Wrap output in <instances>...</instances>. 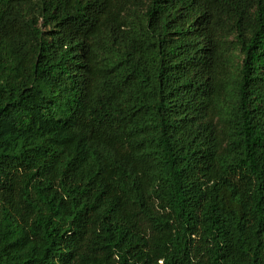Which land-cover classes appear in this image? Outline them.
<instances>
[{"label":"trees","instance_id":"trees-1","mask_svg":"<svg viewBox=\"0 0 264 264\" xmlns=\"http://www.w3.org/2000/svg\"><path fill=\"white\" fill-rule=\"evenodd\" d=\"M0 264H264V0H0Z\"/></svg>","mask_w":264,"mask_h":264},{"label":"rangeland","instance_id":"rangeland-1","mask_svg":"<svg viewBox=\"0 0 264 264\" xmlns=\"http://www.w3.org/2000/svg\"><path fill=\"white\" fill-rule=\"evenodd\" d=\"M110 143L111 144H115V141L112 139ZM21 179H22V175L21 174L16 176V182H20Z\"/></svg>","mask_w":264,"mask_h":264}]
</instances>
